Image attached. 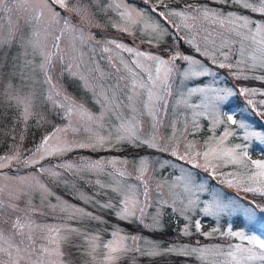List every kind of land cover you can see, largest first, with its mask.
<instances>
[{
	"label": "snow or ice",
	"instance_id": "1",
	"mask_svg": "<svg viewBox=\"0 0 264 264\" xmlns=\"http://www.w3.org/2000/svg\"><path fill=\"white\" fill-rule=\"evenodd\" d=\"M178 3L143 0L147 7H139L127 0H0V19L7 21L0 23V104L15 111L11 126L0 129V135L11 140L7 151L0 153V181L6 182L0 184V264H120L126 258L129 264H138L141 258L148 264H264L261 234L233 230L231 225L226 232L218 227L202 231L196 215L217 219L232 215L236 202L225 204L218 194L201 202L208 186L194 171L220 177L221 183L251 194L244 215L249 220L257 213L264 216V160L252 159L248 143H227L237 136L233 125L243 131L245 142L264 143V132L223 108L242 95L256 110L251 97H264V90L218 87L220 74L214 70L227 69V76L234 80L264 83V0H208L175 6ZM21 12L28 13L23 17L28 31L20 27L19 18L13 20V14ZM108 26L132 37L133 44L106 35ZM137 39L157 51L141 50L135 46ZM85 48L93 54L87 60ZM97 50L108 54L104 57L108 70L95 59ZM66 77L90 94L97 112L68 92ZM208 77L211 83L201 79ZM259 105L257 115L264 119V99ZM200 117L209 119L210 135L203 141L189 139L201 130ZM166 121L167 135L161 131ZM49 123L51 131L42 133L31 146L26 144L30 128ZM220 125L224 128L217 135ZM125 147L148 149L164 158L60 159L81 151ZM168 157L182 162L175 180L157 178L158 169L175 167ZM230 166L235 170L218 172ZM102 175L110 179L102 182ZM77 182L93 184L99 191H80ZM52 185L73 189L92 209L111 212L117 221L154 233H163L166 218L176 217L184 221L179 236L219 233L239 242L165 244L162 237L129 234L97 211L56 195ZM101 194L108 199L102 202ZM85 221L108 225L110 231L87 228ZM105 231L110 236L107 240Z\"/></svg>",
	"mask_w": 264,
	"mask_h": 264
},
{
	"label": "rangeland",
	"instance_id": "2",
	"mask_svg": "<svg viewBox=\"0 0 264 264\" xmlns=\"http://www.w3.org/2000/svg\"><path fill=\"white\" fill-rule=\"evenodd\" d=\"M207 2H208V0H199L197 3H207ZM127 3H130L134 6L147 7L146 5L143 4V2H142V5H138L136 3H131L127 0ZM27 15H28V13H26V12H21L19 14V16L17 14H13V20L15 21L17 18H19L20 19V27L24 31L29 30L28 26L25 25V22L23 19V17H26ZM110 15H111V13H110ZM0 23H4L6 25L7 21L0 19ZM107 28H109V30H112L111 26H108ZM109 37L122 39L123 41L127 42L130 45L133 44V39H132V37H129V36H124L123 38L118 37V36H109ZM141 39H137L135 41V46H137L141 50H148V51H153V52L157 51V49L155 47L149 46L147 43H142ZM169 43H171V37H169ZM165 47H166V45H165ZM83 51L85 53V59L86 60L89 56L93 55L92 53H90L88 51L87 48H85ZM107 55L108 54H101L98 50L95 53V59L100 62V67L104 68L105 70H108V68H109L106 59H104V57H106ZM123 55H124L125 59L129 58L127 53H124ZM214 70L219 72V74H220L219 78H218L217 86L218 87H230L229 85L226 84V77H227L226 73L228 72V70L227 69H218V68H214ZM225 70H227V71H225ZM256 74L260 75L259 72H257ZM211 80H212V78H210V77L204 79L205 83H211ZM249 81H250V83H243L242 86L254 87V88H259L261 90H264V88L258 84L260 81L252 80V79H249ZM65 84H66L68 92L71 93L78 102L85 103V106L88 107L93 112L98 111V105L94 104V102L91 99L90 94L87 93L85 90H83L78 85V83L73 82V81H69L66 77L65 78ZM37 87H39V85ZM174 95H175V93H174ZM247 99H248V97H247ZM251 99H253V101H260V100L264 99V97L256 95V96L251 97ZM231 100H234V98H232ZM193 102L199 103V98H194ZM223 107L225 108V106H223ZM229 109H231V112L236 114L237 120L244 119L248 122L247 117H246V114L248 113V111H247L244 104L241 105L240 107L233 105ZM14 114H15L14 110H7L5 108V106L0 104V129H3L5 127V125H8L9 127L11 126V120H12ZM168 119L169 120L172 119L171 106L169 109ZM189 119H190V116H189ZM52 123H62V122L59 120H53ZM52 123L46 124L43 128H40V129H37L35 127L30 128L29 133H28V138L26 140V144L31 146L34 141L39 140V137L41 136L42 133H44L45 131H51ZM199 123L201 125V130L196 132L194 136L190 135L188 137L189 139H196L199 141H203L204 139H206L210 135L211 123H210L209 119L207 117H200ZM177 127L181 128L182 124H178ZM223 128H224L223 125L218 126L216 129V134L217 135L222 134ZM232 128L236 131L237 136L236 137H230L227 143L230 145L235 144V143H248L250 152H252L251 149H252V147H254L255 148L254 150L258 151V154L261 155V157H255V159H253V160H264V143H260L254 139L249 141V142H245L242 140L243 131L238 129L235 126H232ZM19 130H20L19 126H17V132H19ZM148 130H149V123H148L147 117H145L144 131L147 132ZM188 130H189V133L192 132L191 123H189V129ZM254 130L262 131L259 129H254ZM161 131L164 132L165 135L170 134V129L168 128L167 121L165 122V126H164V128L161 129ZM262 132H264V131H262ZM10 143H11V140L7 136L0 135V153L7 151L8 145ZM144 155L151 156V158L154 161L155 160H161L164 158L163 156H156V155H153V154L151 155V154H147V153L137 155V156H120V155L104 154V155H100L98 157H109V158L110 157H121V158L126 157V158H128L129 161H133L138 156H144ZM93 158H96V157H93ZM60 159H69V157H61ZM70 159L75 160L76 157H73V158L70 157ZM168 159H169L170 163L175 165V167H170L167 169H158L157 178H160V176L162 175L164 178L175 180V177L177 175H179L178 168L180 166H182V162L176 161L174 158H171V157H168ZM56 162H57V160L55 158H53L52 163H56ZM45 163H48V161H45ZM128 170L132 171L131 164H129ZM232 170H235V169H233L230 166L227 168V170L225 172L232 171ZM4 171L7 172L8 170L5 169ZM25 171H31V169H28ZM194 171L197 173L199 180H201L202 182H204L208 186V191L205 192L204 194H201V196H200L201 202L206 201V200H211L212 199L211 194H218L219 198L225 204H231L233 201L236 202V204L234 205V207H236V212L233 213L232 215L224 214V215H221L218 219L213 218V217H205L202 213L196 215L195 218L200 219L202 221V226L204 225V223L206 226H208V227H204V226L202 227L203 232H206V233L211 232L214 227H218L221 229V231L226 232L227 227L230 225L232 220H236V217H238L241 220V227H235L233 230H240L241 228H243L245 230H248L250 233L255 232L256 234H261L262 236H264V216L257 213L253 219L249 220L248 217L245 216L243 213V208L248 207L249 205L247 203H245L243 201V199L236 197L233 194L226 193L220 186L216 185L213 182H210L209 178L207 176L201 174V173H204V171L199 170V169L194 170ZM21 174H23V173H21ZM99 178L102 182H107L110 179L109 177L103 176V175L100 176ZM86 179L95 180L96 177L86 175ZM3 183H6V182L0 181V184H3ZM76 187L80 191H84V192H87L89 194H91L95 191H99V189L95 185L85 184L83 182H77ZM227 187L229 189H232V188L234 189V187H229V186H227ZM52 190L55 192L56 195H58L64 199H67L69 201V203L76 204L77 206L85 207L90 211H97L100 215L107 217L109 219V221L111 222V224H113V225L118 224L117 220L113 217L111 212L100 211L99 209H92L91 206L83 204L76 197L75 190L70 189V188H66L63 185H60V186L52 185ZM163 191H164V195L167 197L168 196V188L165 187L163 189ZM177 191L179 192L180 190L178 189ZM152 195H153V198L155 199V197H156L155 191H153ZM98 198L103 202V201L108 199V196L101 194ZM52 202L55 203L54 197L52 198ZM201 207H203V203H201ZM150 211H151V209H150ZM37 219H40V218L37 217ZM175 220H177L176 217H170V220L168 217L165 220V225H171L173 228L177 227V230L180 232V229L184 225V221H183V219H180V220H177V223H175ZM49 222H52V221L49 219ZM84 226L87 228L99 227L100 229H107L108 231H110V228L108 225H96L94 222L85 221ZM120 227L125 229L124 226L120 225ZM142 236L149 238V239H158V238H154V237L152 238L151 236H148L146 234H144ZM200 236L204 239V241L201 242V244L207 245V246H213L216 244L226 245L228 243L239 242V241L234 240L233 238L222 237L219 235V233H212V235L208 236V237H205L202 235H200ZM103 238L105 240L110 238V236L107 234V231H105L103 233ZM179 243H190V242H179ZM124 263H129L127 258L120 262V264H124Z\"/></svg>",
	"mask_w": 264,
	"mask_h": 264
},
{
	"label": "trees",
	"instance_id": "3",
	"mask_svg": "<svg viewBox=\"0 0 264 264\" xmlns=\"http://www.w3.org/2000/svg\"><path fill=\"white\" fill-rule=\"evenodd\" d=\"M133 2H136L138 4L141 5V1L140 0H133ZM189 3H192V1L190 0ZM106 35L108 36H118L123 38L124 35L122 33H119L115 30H109V28H106ZM181 47H183V45H181ZM227 71V70H225ZM227 75V73H226ZM201 79H205V78H201ZM243 83H250L249 80H234L232 79L230 76H227L226 79V84L229 85L230 87H241L243 85ZM259 85H261L264 88V83L259 82ZM247 97L242 96V95H237L234 97V100L229 101L228 104L224 105L225 108L224 110L227 111L231 106L236 105L237 107H240L241 105H245L248 113L246 114L247 120L248 122L253 125L254 129H259L264 131V119H262L259 115H257V111L260 109V105H259V101H254L257 104V109L254 110L250 105H248L246 103ZM235 126V125H233ZM236 127V126H235ZM255 148L252 147L250 152V155L252 157V159H255V157H261L260 154H258V151L254 150ZM153 154L156 156H162V154L160 153H154L151 150L148 149H132V148H128L125 147L124 150L122 151H107V152H88V151H81L79 153H72L70 154L69 158H73V157H77V156H92V157H98L100 155H104V154H112V155H120V156H137V155H141V154ZM8 170V169H6ZM227 170V168H223V169H218L219 171H223L225 172ZM9 171V170H8ZM202 175H205L209 178L210 182L215 183L216 185L220 186L226 193H230L233 194L236 197H239L241 199H243V201L245 203H247L249 205V201L252 199V195L249 193H244L243 191H237L236 188H232L229 189L227 187V185L225 183H221V179L220 177H216L213 178L209 173L204 172L201 173ZM257 201H259V197H256ZM170 220V217H169ZM118 224H120L121 226H124L125 229L127 230V232L129 234H139V235H148L151 236L152 238H161L162 237V242L166 243H171V242H193L195 240H199L200 243L204 241V239L200 236H190V237H183V236H179V231L176 228H173L171 225H165V231L163 233H154L150 230L144 229L138 225L135 224H129V223H125V222H120L117 221ZM175 223H177V220H175ZM230 225L233 227V229L235 227H241V220L236 217V220H232V222L230 223ZM204 227H208L205 225H203ZM202 226V227H203ZM219 238V237H218ZM219 240V239H218ZM124 264H129V263H124ZM138 264H148L147 260L145 258H141L140 261L138 262ZM185 264H187V262H185Z\"/></svg>",
	"mask_w": 264,
	"mask_h": 264
}]
</instances>
